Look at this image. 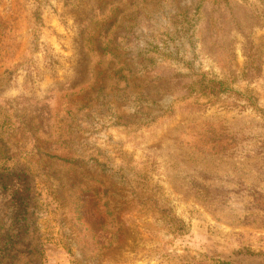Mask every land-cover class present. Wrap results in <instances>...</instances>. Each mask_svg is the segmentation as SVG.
Instances as JSON below:
<instances>
[{
    "label": "rangeland",
    "instance_id": "1",
    "mask_svg": "<svg viewBox=\"0 0 264 264\" xmlns=\"http://www.w3.org/2000/svg\"><path fill=\"white\" fill-rule=\"evenodd\" d=\"M0 264H264V0H0Z\"/></svg>",
    "mask_w": 264,
    "mask_h": 264
},
{
    "label": "trees",
    "instance_id": "2",
    "mask_svg": "<svg viewBox=\"0 0 264 264\" xmlns=\"http://www.w3.org/2000/svg\"><path fill=\"white\" fill-rule=\"evenodd\" d=\"M130 8V6H128L127 8H125L124 10H127V9H129ZM130 11H131V8H130ZM127 12V11H126ZM125 12V13H126ZM8 185V184H7ZM5 187H6V185H5ZM29 186L28 185H26V186H24L23 188H21V186H17V189L16 190H13V196L15 197V198H17L18 197V203H20L21 204V202H22V200H21V198L22 197H26V196H28V193H29Z\"/></svg>",
    "mask_w": 264,
    "mask_h": 264
}]
</instances>
